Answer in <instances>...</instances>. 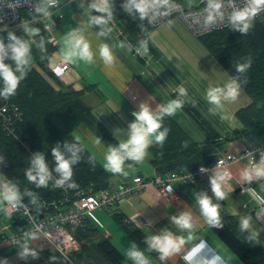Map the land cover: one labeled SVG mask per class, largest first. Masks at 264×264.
Wrapping results in <instances>:
<instances>
[{
  "label": "crops",
  "instance_id": "0c3cea01",
  "mask_svg": "<svg viewBox=\"0 0 264 264\" xmlns=\"http://www.w3.org/2000/svg\"><path fill=\"white\" fill-rule=\"evenodd\" d=\"M71 4L63 8L64 20H61L62 23L58 26L57 31L65 32L67 35L69 31L77 27L82 28L83 34L94 52V63L76 61L68 64L62 58L59 61L54 60L53 55L50 65L59 63L69 65L68 70L61 77L62 79L59 78L60 82L75 90H83L82 99L89 111L102 105L110 110L119 111L121 118L126 120L130 114L129 111L138 110L140 103L147 101L155 110L158 105L167 104L170 100L175 99L179 87L183 86L188 91V98H186L183 108L172 117L199 146L205 156V162H210L213 158L224 154H238L248 147L264 144V133L248 130L238 118V112L248 107L252 102L242 87L237 100L233 103H226L223 112L217 115L209 113L210 105L205 99L207 89L210 86H223L232 76L201 43L200 38L191 35L192 33L187 30L179 18L177 20H180L178 21L183 28L180 24L174 25L171 22L164 26L163 24L157 27L153 26L145 38L148 40V54L141 57L135 52L139 40L136 41L129 37L118 24L111 22L109 26L113 31L107 37H99L97 35L99 28L88 23V5L81 2ZM92 14L96 15V13ZM67 15L68 21L66 20ZM169 24L173 26L170 27ZM61 42L59 41V45ZM121 42L132 44L133 51L128 52L127 49L119 48L118 45ZM101 43H107L113 49L116 59L111 65L105 64L99 56ZM225 114L230 119L222 120L221 116ZM85 125L87 124L78 127L73 134L94 155L97 143L93 142L95 141L94 135ZM81 128L87 129L90 135L91 139H87L89 145L85 144L86 139L82 133L77 135V131ZM102 152L105 157L107 151L104 147L103 151L99 153ZM94 157L99 161L96 154ZM100 164L102 163L100 162ZM246 166L247 164L229 166L231 179L229 182L223 183V189L227 194L226 199L219 201L213 197V203L220 204V216L232 217L236 219L238 225L241 217L250 215L252 227L248 234L251 232L260 234L264 231V211L261 210L264 206H259L246 191L238 192L241 187L248 186L240 178V172ZM158 173L155 170L153 177ZM214 173H218V171L204 175L195 184L183 186L175 183L173 185L176 192L175 200L157 199V189L154 187L137 189L120 203L117 217L111 216L114 222L127 232V243L124 242L121 233L113 235L108 228L104 231L103 225L96 226L100 229L99 235L108 237L126 257L125 253L130 243H136L144 250L147 247L143 243L144 239L165 228L173 232L174 235L186 238L187 231H181L176 226L169 224L168 221L171 216L179 215L181 212H190L193 216L192 235L194 238L187 241L178 254L166 261L170 264H178L182 259L186 263L183 259L184 255L196 244L205 241L211 250L207 253L209 257L216 255L221 257L226 264H235L237 261L229 253L230 249L204 222L195 200L196 193L200 191H206L210 196L212 195L209 178ZM109 174L113 175L110 172ZM137 176H143L144 179L152 177H145L142 172H139L132 178L124 179L119 183L116 182L115 176L110 181L115 186L120 183L131 184ZM261 183L264 182H253L251 187L264 197ZM133 216L142 218L141 223L139 222L137 225L139 227L122 223L124 218ZM109 221L110 219L107 217V225ZM2 225L6 228L9 227L8 224ZM5 232L11 233L10 227ZM116 241H119V245L116 244ZM28 247H32L36 254L40 252L34 247V242L29 243ZM17 249V251H13L12 246L1 244L0 260L7 259L8 264L22 263L24 260L17 258L20 248ZM146 255L150 257L151 264H162L154 254L146 252ZM126 264H132V262L126 258Z\"/></svg>",
  "mask_w": 264,
  "mask_h": 264
},
{
  "label": "clouds",
  "instance_id": "9594fccd",
  "mask_svg": "<svg viewBox=\"0 0 264 264\" xmlns=\"http://www.w3.org/2000/svg\"><path fill=\"white\" fill-rule=\"evenodd\" d=\"M205 7L198 18V22H202L204 29H211L219 24H227L233 31L241 35H247L253 27L254 18L261 12H264V0H204ZM242 4V6H241ZM59 6V0H39L34 6V13L45 19H51L52 9ZM122 10L133 20L137 18L139 21L147 20L150 24L156 22L162 17L168 16L173 10L178 8L174 0H124L121 5ZM89 20L91 26L98 27L97 35L99 37H107L112 31L110 23L113 21L114 6L112 0H90L88 4ZM92 13H96L93 15ZM18 27L30 38L24 39L16 35L13 31H7V44L4 38L0 37V97L7 99L16 94L20 83L27 77L32 63V44L36 43L31 39L40 36L39 28L31 26L28 22H21ZM41 52L45 51V40L41 36L39 42L36 43ZM121 49H127L128 52L133 51V45L127 42H121L118 45ZM138 56L144 57L148 54V40L141 39L138 46L135 47ZM99 56L107 65L114 63L116 57L113 49L107 43L99 45ZM61 58L65 63L71 64L76 61H83L88 64L94 63V52L92 51L89 41L83 34V29L77 27L67 33L64 40V47L61 50ZM11 61L12 63H7ZM251 58L244 62H237L234 75L223 86H210L205 94V99L210 105L208 111L212 115L223 112L226 103H233L240 95L242 84L247 83L246 73L251 67ZM188 91L183 86L178 89V95L175 99L170 100L167 104L158 105L155 110L150 104L142 102L138 105V110L132 112L134 120L130 122L126 130H123L124 139L115 145H110L105 154V169L112 174L127 175L125 171L127 167L133 164L142 163L148 156V149L153 143L163 146L169 129L163 126L165 117L173 116L178 110L182 109ZM222 120H228V115H222ZM116 129V133L121 132ZM101 140L96 138V143ZM83 147L76 142L57 143L51 148V156L54 160L55 167L48 165L46 155L41 152H35L29 158V167L25 170L27 181L36 188H47L52 182L55 188H75L73 181V166L81 160ZM6 164V157L0 155V165ZM203 172L204 170L201 169ZM53 173L56 175L54 176ZM188 178H191L189 175ZM226 178H230V173H216L209 178L210 196L206 191L196 193L195 200L198 205L204 222L211 228L220 229L224 225L220 217V204L213 203V197L216 200L223 201L226 199V192L223 189V183ZM240 178L248 187L244 189L249 196L261 206H264V197L260 196L256 189L251 187L253 182H264V151H261L259 160L255 158L249 160L248 165L240 172ZM264 189V183H261ZM169 193L173 188L167 189ZM30 197L32 205H38L37 196L25 190L21 193L18 185L11 180L0 179V211H5L10 215L9 209L23 208V197ZM4 205L8 207L5 208ZM264 211V207L261 209ZM171 224L181 231H187L188 235H174L173 232L162 229L156 234L148 236L143 243L147 246L142 250L136 243H130L125 255L132 264H151L150 257L147 253H158L159 260L164 262L170 257L178 254L187 241L193 240L192 229L193 216L190 212H181L179 215L169 217ZM252 217L243 216L239 221L241 232H249L251 229ZM25 242L17 252L19 260L27 261L29 257L35 259L36 252L28 247V240H35L37 234L32 231L23 233ZM257 232H251L247 239L251 242L257 240ZM209 249L207 242L201 241L188 251L183 259L186 264H226L219 256L207 255ZM0 264H8L7 259L0 260Z\"/></svg>",
  "mask_w": 264,
  "mask_h": 264
},
{
  "label": "trees",
  "instance_id": "16d2710c",
  "mask_svg": "<svg viewBox=\"0 0 264 264\" xmlns=\"http://www.w3.org/2000/svg\"><path fill=\"white\" fill-rule=\"evenodd\" d=\"M112 3L114 14L120 20L117 23L121 24L123 31L136 41L145 39L153 25L147 20L141 22L138 18L133 20L129 17L121 8L124 0H112ZM62 19L56 20L57 40V29ZM36 28H39L40 36L34 37V40L38 43L42 36L45 40V51L42 53L36 47V43L32 44V63L27 77L20 83L15 95L7 99L0 97V104L16 106L23 114L22 121L16 126L18 139L8 136L0 127V155L6 157V164L0 165V175L4 176L5 180L16 183L21 193L29 190L37 196V199L50 202L60 199L66 192L75 193L91 185H94L96 190L112 188L114 185L110 181V174L73 134L82 124H88L91 117L82 99L84 91L62 84L54 75L49 61L59 44L53 46L49 42V34L42 25ZM17 35L30 39L24 32ZM200 41L232 77L236 75L237 62H244L251 58V67L246 73L247 83L242 84V88L252 102L238 112V118L248 130L264 133V20L254 21L247 35H241L227 28L205 35L200 38ZM4 42L7 44L8 41ZM7 63L12 62L7 61ZM163 126L169 129L163 146L158 144L151 146L153 153L151 162L156 172H159L158 174L191 172L200 166L209 167L210 164L215 163L217 158L205 162V156L199 146L172 116L164 118ZM64 141L76 142L84 149L80 162L73 166V181L76 187L55 188L50 182L47 188H36L27 181L24 174L29 167V158L35 152L41 151L46 155L50 169L54 168L51 148ZM53 175L56 174L53 173ZM23 201L29 203L30 197L24 196ZM116 215L112 216L116 218ZM3 217L8 219V214L0 211V218ZM220 217L223 228L208 227L230 251L243 264H264V231L258 235L257 240L250 242L247 239L249 234L240 231L236 219ZM10 222L14 226L18 225V218ZM96 226L98 225L93 220L88 219L83 227L76 230V237L82 245L80 251L70 256V260L56 251L46 249L42 251H45L49 258L44 257L43 261H39L41 257L38 256L41 254L39 252L35 259L29 257L27 261L19 264H86V262L87 264H126L124 254L108 237L100 236V229ZM21 240L25 242V237L23 236ZM83 240L90 242L84 244ZM29 243L30 240H28ZM12 247L13 251L21 248L20 246ZM152 254L159 260L158 253L152 252ZM161 263L170 264L167 261ZM178 264L186 263L181 259Z\"/></svg>",
  "mask_w": 264,
  "mask_h": 264
},
{
  "label": "built area",
  "instance_id": "2783aa9c",
  "mask_svg": "<svg viewBox=\"0 0 264 264\" xmlns=\"http://www.w3.org/2000/svg\"><path fill=\"white\" fill-rule=\"evenodd\" d=\"M84 3L88 5L90 0H59V6L53 8L51 19L34 13V6L39 3L37 0H0V35L7 40V31H13L16 35L22 33V29L18 27L21 22H28L33 27L42 25L44 30L49 34V42L53 46H58V40L55 35L56 20L62 19L64 14L63 8L71 3ZM178 8L173 10L168 16L162 17L152 23L154 27L159 26L166 20L171 18H179L185 27L196 37L201 38L205 35L229 28L227 24H219L211 29H204L202 22H198L205 3L201 0L197 7H187L185 0H174ZM240 3V0H236ZM242 6V4H241ZM264 18V12L259 13L253 20L257 21ZM113 22V21H112ZM148 22V21H147ZM34 40V38H31ZM68 64H56L52 66V71L57 78H61L64 72L68 70ZM23 114L16 106L7 103L0 104V127L10 137L18 139L16 126L22 121ZM261 151H264V144L251 146L238 154H224L218 156L215 163L209 167L200 166L191 172H170L166 174L156 175L152 179H144L137 176L131 184L120 183L112 188L96 190L94 185L85 187L75 193L66 192L60 199L55 201H46L38 199V207L30 202L23 201L25 207L18 209H9L7 223L11 229V233H6L9 229L2 227L0 230V245L22 247L24 242L21 238L26 231H32L37 234L34 247L42 250H52L58 252L64 258L70 260V256L81 249V241L76 237V230L83 227L84 222L90 219L101 225L99 219L95 216V211H106L109 215L119 213L120 203L137 189H147L154 187L157 189L156 198L176 199V192L173 188L175 183L181 185L195 184L198 179L203 178L208 173L218 171L223 174L231 172L229 166L232 164H247L249 160L255 158L259 160ZM201 169L204 171L202 172ZM189 175L191 178H188ZM0 179H4L0 177ZM5 180V179H4ZM171 187L173 191L169 193L167 189ZM248 186L241 187L245 191ZM261 206V205H259ZM8 206L6 205L5 208ZM66 207H69L65 210ZM35 210H38L35 213ZM43 215L41 219L40 216ZM89 215H91L89 217ZM139 216V215H138ZM138 216L124 218L123 223L126 225L133 224L135 227L141 223ZM10 217L18 218V225H12ZM139 227V226H137Z\"/></svg>",
  "mask_w": 264,
  "mask_h": 264
},
{
  "label": "rangeland",
  "instance_id": "374dc122",
  "mask_svg": "<svg viewBox=\"0 0 264 264\" xmlns=\"http://www.w3.org/2000/svg\"><path fill=\"white\" fill-rule=\"evenodd\" d=\"M200 1L201 0H185V5L187 7H189V8H191V7H197L199 5ZM61 14H64V13L62 12ZM66 20L68 21V15L66 17ZM178 20H177V18H171L169 20H166L162 24H163V26L166 25V24H168V22L169 23L171 22L174 25L177 24V23L180 24V22H179L180 20L179 21ZM261 20H264V18L260 19L259 21H261ZM118 21L120 22L119 18L117 17V15L114 14L113 15V22H115V24H118L117 23ZM60 23H62V21H60ZM252 23L254 24V22H252ZM118 25H119V27L121 29L123 28L121 26V24H118ZM169 25H170V27L173 26V25L171 26V24H169ZM181 27L183 28L182 25H181ZM57 35H58L59 41H62V42H61V45H59V47L55 50V53L53 55H54V60L59 61L61 59V50L64 47V40H65L66 34H65V32H58L57 31ZM191 35H193V34H191ZM0 37H2V36L0 35ZM60 37H61V39H60ZM53 55L51 56L50 61H51ZM59 81H61V80L59 79ZM89 112H90L89 113V116L91 114V117H90V120L88 121V124L85 125V126L94 135V140L95 141H93V142H96V138H99L101 140V142L99 144H97V146H96L97 149L94 150V152L97 155L99 161L103 165H105V159L103 157V152L102 153H99V152L103 151V147L107 151V149H108V147L110 145H115L120 140L124 139L125 137H124V134H123V130H126L127 129V126L129 124V122H132L134 120V117L132 116V111H129L130 114L126 117V120L128 122L127 123L126 120H124V119L121 118L119 111L112 110V109L110 110V109H108V108H106L105 106H102V105L96 106L95 108L91 109V111H89ZM116 129H121L122 131L119 132V133H116L114 135V132H115ZM81 133L83 134L84 138L86 139L84 141L85 144L89 145V143L87 142V139L90 140L91 138H90V135L87 132V129L81 128V129H79L77 131V135H79ZM154 145H156V144L153 143L152 146H154ZM88 147L90 148V146H88ZM152 158H153V153H152L151 146H150V148L148 149V156L146 157V159L142 163H140V164H133L132 167L129 168V167H127V164H132V162H130V161L129 162H126L125 171L127 172V175L124 176V175H119V174H113V175L110 174V180L112 179V177L115 176L116 182L119 183V182H122V180H124V179H130V178H132L133 175H135V174H137L139 172H142V174L145 177H149V176H152L153 177V175L155 174V168H154V165L151 162ZM103 167L105 168V166H103ZM231 168H232V166H231ZM215 174L216 173H214V175ZM209 176H211V175H209ZM0 177H3L5 179L4 176H1L0 175ZM68 208L69 207H66L65 210H67ZM94 214H95V216H97V218L100 219L101 226L103 225L102 228L104 229V231H105L106 228H108L111 231V234H113V235H117L118 233H121L122 237H124L123 238L124 242L127 243V241H128L127 240V236H128L127 232H125L123 230V227L118 226L117 223L114 222V220L111 217V215L107 214L105 211H98V210L95 211ZM90 216L91 215H89V217ZM107 217L111 221V222L109 221L108 225L106 224L107 223ZM7 223H9V222H8V220L6 218L0 219V230L3 227L2 224H7ZM96 224L97 225H100L98 223H96ZM121 235H120V237H121ZM83 241H84V244L90 242L88 240L87 241L83 240ZM116 244L119 245V241H116ZM48 250L49 251H52L50 249H48ZM229 253L237 261V262H235V264H243L240 260H238L236 258V256L232 252H230V250H229ZM38 256H41L42 258H44V257L49 258L50 257V256L47 255V253H45V251H41V254H39ZM86 264H87V262H86Z\"/></svg>",
  "mask_w": 264,
  "mask_h": 264
},
{
  "label": "water",
  "instance_id": "95a60500",
  "mask_svg": "<svg viewBox=\"0 0 264 264\" xmlns=\"http://www.w3.org/2000/svg\"><path fill=\"white\" fill-rule=\"evenodd\" d=\"M242 189L243 188H240L239 190H238V192H240V191H242ZM38 212V210H35V213H37ZM40 218L42 219L43 218V215H41L40 216ZM15 220V218L14 217H10V221H14ZM138 220H142V218L141 217H138ZM169 222V224H171V221H168ZM44 259L42 258V257H39V261H43Z\"/></svg>",
  "mask_w": 264,
  "mask_h": 264
}]
</instances>
